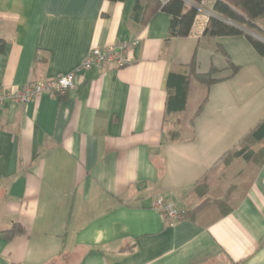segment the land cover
<instances>
[{
	"label": "crops",
	"instance_id": "crops-1",
	"mask_svg": "<svg viewBox=\"0 0 264 264\" xmlns=\"http://www.w3.org/2000/svg\"><path fill=\"white\" fill-rule=\"evenodd\" d=\"M147 2L0 0V90L78 78L65 97L0 110V264H264V163L227 216L170 227L153 208L196 207L205 177L212 198L244 181L247 162L223 160L264 121V56L246 36L204 39L209 7L170 39L172 17H143ZM134 41L130 66L81 69L92 49ZM217 45L239 71L211 87L192 79L186 109L168 113L169 74L194 57L201 72L226 68ZM14 224L25 233L8 241Z\"/></svg>",
	"mask_w": 264,
	"mask_h": 264
},
{
	"label": "trees",
	"instance_id": "trees-1",
	"mask_svg": "<svg viewBox=\"0 0 264 264\" xmlns=\"http://www.w3.org/2000/svg\"><path fill=\"white\" fill-rule=\"evenodd\" d=\"M111 2H121L123 0H109ZM195 5L187 8L186 0H148L145 3L143 17L152 16L160 11L172 17L170 24V39L187 38L192 33L196 19L200 14L199 6L202 0H190ZM139 5V3H138ZM214 14L210 16L204 32L203 38L211 40L220 37L246 36L255 50L264 56V42L255 38L249 31L264 37V30L257 26L258 21H264V0H216L213 4ZM216 52H220L228 61L224 69H218L212 65L207 72H201L199 62L196 57L187 65L185 73L171 72L167 79L168 113H181L186 109L190 83L195 79L200 84L211 87L214 84L231 79L239 71V68L231 63L224 49L215 47ZM65 95H62L65 97ZM264 142V121H262L242 142L240 147L224 157L223 164H231L232 160L244 159L249 169L243 174L244 181L239 186H232L228 194L224 197H211L209 193L208 178L205 177L197 183L194 188L200 203L194 208L182 209L184 218H195L205 211L211 210L215 213V218L227 216L234 210L232 196L234 192H239L240 199H243L250 188L254 178L256 168L264 163V148L255 151L256 144ZM25 229L20 224H14L11 229L3 232L8 241H12L16 236L23 235Z\"/></svg>",
	"mask_w": 264,
	"mask_h": 264
},
{
	"label": "built area",
	"instance_id": "built-area-1",
	"mask_svg": "<svg viewBox=\"0 0 264 264\" xmlns=\"http://www.w3.org/2000/svg\"><path fill=\"white\" fill-rule=\"evenodd\" d=\"M215 1L216 0H202L199 6L200 12L205 7L213 9ZM197 22L198 21H196L195 25ZM137 44L138 41L123 42L106 48H94L85 58L81 65V69L89 71L94 67L102 68L105 66L118 70L126 68L133 63L131 53L132 49ZM77 84V72H72L55 79L29 84L24 89L15 91L10 89L0 90V110L8 104L28 103L45 93L59 96L65 95L70 90L75 89ZM153 208L161 213L170 227L176 226L185 219L183 210L179 209L175 204L165 201L164 198H157L153 203Z\"/></svg>",
	"mask_w": 264,
	"mask_h": 264
},
{
	"label": "rangeland",
	"instance_id": "rangeland-1",
	"mask_svg": "<svg viewBox=\"0 0 264 264\" xmlns=\"http://www.w3.org/2000/svg\"><path fill=\"white\" fill-rule=\"evenodd\" d=\"M252 32H253V31H252ZM252 32H251V33H252ZM253 33H255V32H253ZM233 202H234V201H232V203H233Z\"/></svg>",
	"mask_w": 264,
	"mask_h": 264
},
{
	"label": "water",
	"instance_id": "water-1",
	"mask_svg": "<svg viewBox=\"0 0 264 264\" xmlns=\"http://www.w3.org/2000/svg\"><path fill=\"white\" fill-rule=\"evenodd\" d=\"M259 38V36H257Z\"/></svg>",
	"mask_w": 264,
	"mask_h": 264
}]
</instances>
